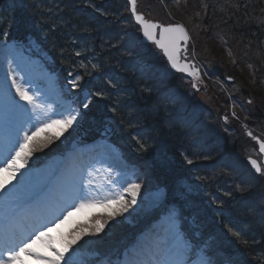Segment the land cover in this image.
Segmentation results:
<instances>
[{
	"label": "snow or ice",
	"instance_id": "snow-or-ice-1",
	"mask_svg": "<svg viewBox=\"0 0 264 264\" xmlns=\"http://www.w3.org/2000/svg\"><path fill=\"white\" fill-rule=\"evenodd\" d=\"M129 4L131 14L140 26L144 37L163 50L172 68L180 72L188 73L193 77H198L199 70L195 68V65L180 63L179 44L181 41L187 44L189 40V35L184 26L181 24L161 26L150 22L145 19L143 14L137 12V0H129ZM157 29H159V39H157ZM77 55H79V53H77ZM76 79L78 80L79 77ZM12 85L15 88L16 95L21 101L25 102L37 120V125L33 126L34 131H31V133L22 126L16 129L15 135L9 141L10 146L7 149L8 154L0 157V172L7 171L15 178L17 173H20L26 166L28 158L37 147H46L51 143L54 136L56 138L59 136V134H45L42 137L41 134L45 133L46 129H50L53 126L65 125L71 127L74 121L77 120L80 110L79 108L71 109L67 112V115L62 118H48L40 122L39 112L43 110L44 106L40 103L37 94L17 83L15 78L12 79ZM72 86H77L75 80L72 82ZM193 87H195V84ZM251 102V100L248 101V103ZM90 103V97L85 95L84 99L80 101V108L88 109ZM33 116H29V121H31ZM248 135L251 136L252 133L249 132ZM141 147H143L142 144ZM260 151L264 152V142L260 143ZM188 163L191 164L192 161L188 160ZM250 163L257 172H261V168L256 160L250 159ZM3 187V185H0V190H2ZM140 188L141 185L139 183L128 182L124 191L131 195L130 204L125 202L123 194H117L111 200L80 199L79 203L73 205V207H75L77 211H81L99 204L109 209L113 203H116L120 205V208L107 212L110 218L115 217L120 212H127L130 205H135L137 203V196L140 192ZM71 195L77 196L78 194L73 190ZM71 214V212H68L69 216ZM52 223L55 224V221ZM105 223L107 222L97 220L94 225V232L90 233L87 229L82 228L76 235L62 238L63 246L61 248H56L54 246V238L49 235L52 231L51 227L45 226L44 228L36 229L31 235L25 238L22 235L18 236L10 231L9 225L11 224V220L10 218H6L4 234L3 237L0 238V264H29V258L43 261V264H71V261L66 257V253H68L73 245L77 244L84 235L99 234L103 230ZM56 226L58 227V224H56ZM228 230L232 232L233 236L237 238L240 237L239 232L233 231L231 228ZM37 244L42 245L44 248L48 249L49 252L47 254L42 253L35 247ZM196 247L195 238L182 233L176 222L175 216L170 214L165 218L159 232L145 237V239L132 250L125 264H210V261L206 260L203 255H197Z\"/></svg>",
	"mask_w": 264,
	"mask_h": 264
},
{
	"label": "trees",
	"instance_id": "trees-1",
	"mask_svg": "<svg viewBox=\"0 0 264 264\" xmlns=\"http://www.w3.org/2000/svg\"><path fill=\"white\" fill-rule=\"evenodd\" d=\"M240 5L241 3H243ZM253 0H191L190 7H186L185 9L180 10V16L186 18L187 20H190V22L198 24L199 21L201 20V23L205 25L206 29L214 31L216 34L223 33L229 40H232L234 42V47L237 49V45L235 43L239 42L240 46L237 50H235L236 53L235 57L236 60H238L239 65L243 64H248L253 68V71H260V77L263 78L264 75V13L258 15H253L249 9L251 8ZM30 3H33L34 1L29 0ZM28 2V3H29ZM203 5L212 6L210 15L205 19L201 17L203 14V11L205 10ZM191 14H195L198 19V22H196V18L194 16H191L188 14V11H191ZM29 15L33 14V9L26 10V12H23ZM198 13H200V16L198 17ZM90 16V15H89ZM88 16V17H89ZM30 22H32V17L29 16ZM95 20L97 21L98 18L96 17ZM203 20V21H202ZM205 20V21H204ZM92 21V19L90 20ZM28 24V21L25 23H21L20 25L17 24L15 31L18 32L24 26ZM97 29L98 31H102L104 26L101 24H97ZM95 27V28H96ZM96 29V31H97ZM98 46V44H97ZM230 69V65L227 67ZM234 71H236V68L233 67ZM243 71H246L247 69L245 66L242 67ZM248 74V72H246ZM128 91V90H126ZM252 91H258V94L260 95L259 88L253 89ZM135 95V94H134ZM134 100V97H133ZM255 102V101H254ZM135 104V103H134ZM138 112L142 114L143 117H152L154 120V116H157L155 112L151 111L149 112L148 110H144V108H141L139 104H135ZM146 106V104H145ZM256 106L260 110L261 106L259 102H257ZM154 113V115H153ZM149 123V128L146 127L147 131L149 134L154 136V139L158 141V134L157 131H162L163 130V122L160 120L157 121L154 120ZM155 129V130H153ZM176 131H168L169 134L173 135L175 134ZM150 136V137H152ZM160 139L163 140L165 137L161 134ZM175 142L177 139H174ZM228 143V142H226ZM170 147H174L172 143L169 144ZM176 145V144H175ZM170 148V149H171ZM182 150V148H179ZM169 155L171 158L176 159L175 163H168V167L165 168V171L168 170L170 174H175L180 170H183L186 167V161H182V154L178 150H169ZM240 168H245L244 166L234 168L231 170V173L229 172L226 174L227 181L230 182L228 185H224L222 183L216 190H220L224 187V190L226 191V196L231 197V201L234 202V199H237L239 202L241 200H246V199H256L257 198V186L256 185H242L240 186V180L237 178L236 173L240 170ZM248 171V170H246ZM212 176H208L202 173H196L197 180L204 183L205 188H210L212 189L214 185L219 182L220 180V175L218 174H211ZM233 175V176H231ZM165 176V172H164ZM163 176V179L166 177ZM240 188V190H239ZM224 200V206H227L228 203H231V201H227V199ZM244 208V206H243ZM227 209H229V206H227ZM232 209V214L230 216L231 219L235 220H229L232 224H237L241 225V222L237 218V216H243L242 212L240 210H237L236 208H230ZM234 209V210H233ZM242 209V208H241ZM246 211V209H244ZM244 212V211H243ZM237 215V216H236ZM227 219V218H226ZM237 219V220H236ZM255 225L254 223L246 224L243 228V230L246 229V227L251 228V226ZM241 227V226H240ZM257 227V226H254ZM117 233L118 234H127V226H121L117 228ZM264 234V230L262 233H258L257 236H262ZM255 235V233H254ZM264 248V244H263ZM264 254V250H263Z\"/></svg>",
	"mask_w": 264,
	"mask_h": 264
},
{
	"label": "rangeland",
	"instance_id": "rangeland-1",
	"mask_svg": "<svg viewBox=\"0 0 264 264\" xmlns=\"http://www.w3.org/2000/svg\"><path fill=\"white\" fill-rule=\"evenodd\" d=\"M152 2H154V0H137V6H138L139 9L146 10V9H149L150 7L154 6L155 3L153 4ZM179 3L180 2H178V0L173 2V4H175V5H178ZM18 5L20 7H22L21 4H18ZM149 5H151V6H149ZM46 7L48 9H52V3H50V2L47 3L45 5V8ZM106 7H107L106 5L103 6V11L105 10ZM79 11L89 12V11H92V10L89 9V8L83 7V9H79ZM79 11L78 10L71 11L72 17L73 18L78 17L79 16ZM70 18H71V16H69V19ZM84 19L87 22H90V18L88 16H84ZM59 22H60V20H59ZM60 25H63V23L61 22ZM207 44H208V41H206V42L203 43V50L205 49V47H206ZM213 47H215V46L213 45ZM211 48L212 47H209L208 50L210 51ZM190 51L195 53V54L192 55V57L194 59H196V60L200 56V53L203 52L200 49L199 44L196 43V42L194 44H192V46L190 48ZM222 55H223V57L227 61V57H228L227 52H225V53L223 52ZM10 63L12 64V62H10V57H9V64ZM22 64H23L24 68H27V64L26 63H22ZM224 64H226V62H224ZM227 64H229V62ZM37 72H39V71L37 70ZM217 74L218 73H216V76H217ZM216 81L219 82L220 80H216ZM2 84H4V82L1 83V85ZM180 86L183 87V84L180 83ZM4 92H5V90L3 88H1V92H0V96H1V98H0V113H2V106L6 103V95H5ZM193 93L195 94L194 95V98L196 99V101H198L199 103H202V105L204 107L211 109L217 115L218 114H222L223 117L225 116V113L223 111H224V109L226 107V102H225V99L223 98V96L220 95L217 91L213 90V92H210V96L207 95L206 97L203 96V94L199 91V89L194 90ZM240 102H241V100H240ZM23 103H25V102H23ZM239 106L241 108H245V104L243 102H241V105H238V107ZM221 108H222V111L219 113L218 112V109H221ZM234 111H236V106H234ZM224 118H227V117H224ZM227 120H228V118L226 120H224V121H221L220 124H222V126H224L226 124H229V122H227ZM0 121H2V119ZM216 124H217V119H214V124L213 125H216ZM61 128H64V126L63 125L53 126L52 128H50V130H51L52 134H59V135L62 136L63 131H60ZM226 133H227V131H224L223 132V134H226ZM251 154L254 155V156L257 155V153H256L255 150H253L251 152ZM97 176H98V173L92 174V178H97ZM7 184H8L7 182L0 183V185H3L4 187H6ZM141 191H142V187H141L140 192H139V194L137 196V199L140 200V198H141L143 202L140 201V205L139 206H137L136 204L135 205H130V207L128 208V211L127 212H122L124 214V216L126 217V221L127 222L130 221V218L129 217L132 214H135L140 209L143 208L144 211L152 210V209L156 208V206H158L162 202V200H163V192L152 193V194H144L143 195V193H141ZM124 199H125V201L127 203L130 204V202H131L130 193H128V198H124ZM119 208H120V205H118L116 203H113L111 205V208H109V209L104 208L102 205L100 207H96V208L84 209V210H82L80 212V214L74 215V217L72 218V220H70L66 225H64V227L67 228L73 222V220H75V219H77L79 222H81V221L88 222V219L93 214L97 213L98 211H102L103 213H106L107 214L108 211L116 210V209H119ZM103 221L105 222V220H103ZM118 224H119V220L111 219V220H109V222L105 223L102 232H100L97 235H88V237L85 238L84 240L87 243H89V245L95 244L94 246L96 248H98V247L105 248V246H100V245L103 244V243H105L104 241L110 240V239H112L116 235V233H117L116 227H117ZM94 225H95V223L92 224V225H88V227H87L88 232L91 233V232H94L95 231Z\"/></svg>",
	"mask_w": 264,
	"mask_h": 264
},
{
	"label": "bare ground",
	"instance_id": "bare-ground-1",
	"mask_svg": "<svg viewBox=\"0 0 264 264\" xmlns=\"http://www.w3.org/2000/svg\"><path fill=\"white\" fill-rule=\"evenodd\" d=\"M186 4L189 5L190 0H187ZM128 6H130L129 0H128V2H127V0H121L120 3L116 2V4L114 5L115 8L112 9L110 15L108 17L102 18L100 20L101 23L103 24L104 28L98 35H89L87 32L84 33L85 38H87L89 40L90 45H94L95 42L98 43V46L95 50L97 53V56H96L97 61H101L102 55L100 54V52L102 50H106L109 47L108 42H111L113 34L116 31H118L119 29H121L125 25L127 33L130 34L129 29H128V25L125 23V22H127V20L124 19V17H123V13L125 12V10L127 9ZM177 9L170 7V8L161 10L159 12V14H161V16H162L161 19L169 21L173 17H175L176 15H180V12L177 11ZM157 10H159V8ZM249 11L253 15L259 16L260 14H263L264 13V0H253L252 4H251V8L249 9ZM196 22H198V21H196ZM205 29H206V27L204 24L201 23V20L199 21L198 24H194V33L191 34L192 38L199 40L198 42L200 44H202L208 40H211L212 38H214L216 36V33L214 31H210L206 35V32H204ZM215 63L219 64V60L216 61ZM118 65H120L119 61L116 63L115 68H117ZM239 66L240 67L245 66V68L247 67L246 64L239 65ZM202 68L206 72L207 70L212 69V65L209 62H202ZM160 91L162 93V97L164 98L166 96L165 91L162 88L160 89ZM86 93L89 94V91H86ZM158 97L159 96L155 97V101H154L155 105H157V103H158V101H156L157 99H159ZM153 124H154V122H153ZM153 130H155V129H153ZM211 149L213 152H218V150L215 149L214 147H211ZM20 173H22V170ZM17 175H20V174H17ZM7 177L13 178V177H11L10 174H8ZM3 178H4V176H0V179H3ZM27 180H29V179H27Z\"/></svg>",
	"mask_w": 264,
	"mask_h": 264
}]
</instances>
